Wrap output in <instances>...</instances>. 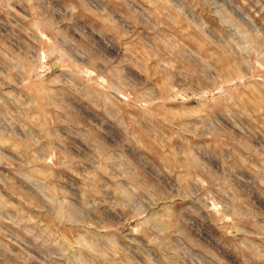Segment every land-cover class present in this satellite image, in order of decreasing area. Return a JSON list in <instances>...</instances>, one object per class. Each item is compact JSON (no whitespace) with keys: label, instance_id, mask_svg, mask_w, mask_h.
I'll return each mask as SVG.
<instances>
[{"label":"rangeland","instance_id":"obj_1","mask_svg":"<svg viewBox=\"0 0 264 264\" xmlns=\"http://www.w3.org/2000/svg\"><path fill=\"white\" fill-rule=\"evenodd\" d=\"M0 264H264V0H0Z\"/></svg>","mask_w":264,"mask_h":264}]
</instances>
